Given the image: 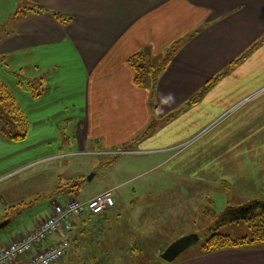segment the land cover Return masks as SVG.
<instances>
[{
    "label": "crops",
    "instance_id": "obj_1",
    "mask_svg": "<svg viewBox=\"0 0 264 264\" xmlns=\"http://www.w3.org/2000/svg\"><path fill=\"white\" fill-rule=\"evenodd\" d=\"M30 1L71 21L63 25L48 13L8 17L0 81L26 119L27 134L16 142L0 137V178L65 154L108 152L111 161L125 156L132 171H159L139 186L157 189L158 199L175 192L177 202L195 205L211 197L199 190L220 191L229 205L264 197V0ZM180 39L168 66L136 85L127 60L142 52L147 62L159 61ZM59 194L65 202L77 192ZM148 201L126 226L118 223L117 198L101 215L74 218L60 264H133L136 243L165 244V217L154 216ZM30 230L6 235L0 249ZM200 245L168 264H264L261 247L205 252Z\"/></svg>",
    "mask_w": 264,
    "mask_h": 264
},
{
    "label": "rangeland",
    "instance_id": "obj_2",
    "mask_svg": "<svg viewBox=\"0 0 264 264\" xmlns=\"http://www.w3.org/2000/svg\"><path fill=\"white\" fill-rule=\"evenodd\" d=\"M18 7L19 0H0V36L3 34V29L4 32H9L8 17H11ZM197 31L200 30H196L195 32L197 33ZM162 58L159 61L154 60L150 64L157 67ZM122 157L124 158L119 160ZM126 160L125 156L111 161L110 157L104 154H65L62 158L35 162L26 165L24 168L14 170L8 175H4L0 178V217L8 214L9 218L4 220H9V223L0 229V244L8 240V236L6 235L10 233H12V236L15 233H23L26 230L32 229L35 223L43 219L50 212L51 198L54 197L56 202L63 203L64 198H61L59 193H65V191L71 188V191L77 192L75 194L76 199L83 200L105 191L107 188L116 186L113 197L123 202L122 208L119 211L118 223L125 226L128 225V219L133 218L136 212L141 210L139 206L147 204V200H149L148 204L151 203L152 208L157 210V214L154 216L165 217L160 223H163L165 228V231L162 232L165 235L163 237L165 244L151 239H143L141 244L136 243V247L133 248L135 250L137 248L139 251L133 254V264H139L140 259L144 261L156 260L164 251L163 249L171 242L190 234L199 235L198 242L188 247L177 259L190 254L194 249H198L201 242L203 243L204 239L202 240V237H204L207 231L206 228L211 225L214 226L216 217L229 205L227 204L228 199L225 198L224 194L220 191L202 192V190H199L200 194H209L211 197H200L195 200V205L191 204L190 199L183 200L189 204L182 205L177 202L179 197L175 192L162 195L158 199L157 189L147 190V188H144L141 190L139 186L146 182L149 184L151 181H154L153 179L157 178L159 171L150 168L132 171ZM68 162L73 167L72 169L66 167ZM88 177H90L89 180ZM73 179L82 181L80 190L77 185L75 187L63 185L69 184ZM148 192L151 194L144 195V193ZM164 199L168 202L166 205H156L158 201ZM239 204L242 205L243 203ZM152 208L150 206L148 208L149 211H152ZM192 218L195 224L191 221ZM4 220L0 219V222ZM231 228L235 229L231 230ZM219 231L222 234L230 233L232 237L250 235V231L244 222H239L236 226L222 225ZM124 233L130 234L131 229L126 228ZM133 233L137 234L138 231H134ZM134 239L139 241L136 238ZM54 240L55 237L49 238L48 243ZM155 249H160V252L155 253ZM161 250L163 251L161 252ZM127 260L126 258L125 261ZM62 264L68 263L64 260Z\"/></svg>",
    "mask_w": 264,
    "mask_h": 264
},
{
    "label": "trees",
    "instance_id": "obj_3",
    "mask_svg": "<svg viewBox=\"0 0 264 264\" xmlns=\"http://www.w3.org/2000/svg\"><path fill=\"white\" fill-rule=\"evenodd\" d=\"M22 13L24 16L30 14H50L56 21L63 25L71 21V17L59 12L49 10L48 8L35 4L30 0H19V7L14 15ZM182 39L174 41L166 50L162 60L157 67L147 62L144 53H137L131 56L127 62L134 71V82L136 85L144 84L147 76H152L153 79L163 71L171 61L172 57L177 53L181 47ZM256 44H253L255 46ZM251 47V48H252ZM221 74L216 75L206 85L213 84ZM38 81L31 80L30 88L34 96H39L36 92L38 89ZM202 93V92H201ZM199 93L197 96H199ZM194 99V98H193ZM27 134V122L22 112L16 106L14 98L10 95L7 88L0 81V137L9 142L21 141ZM82 181L74 180L69 184L78 189ZM68 189V187H66ZM69 190H72L69 188ZM239 222H244L250 235H243L241 237H232L230 234H222L219 229L222 225L228 224L236 226ZM204 237H202L201 249L205 252L213 251L222 248H241V247H261L264 248V197L260 199H252L242 205L232 206L228 205L226 209L216 217L214 226L211 225L206 228ZM197 235V234H195ZM198 238L199 235H197ZM139 264H168L160 257L154 261L139 260Z\"/></svg>",
    "mask_w": 264,
    "mask_h": 264
},
{
    "label": "built area",
    "instance_id": "obj_4",
    "mask_svg": "<svg viewBox=\"0 0 264 264\" xmlns=\"http://www.w3.org/2000/svg\"><path fill=\"white\" fill-rule=\"evenodd\" d=\"M106 153L98 154L107 155ZM113 153L117 155L121 152ZM114 192L115 189H109L88 200L53 202L50 212L30 231L0 249V264H60L71 246L73 219L84 214H103L113 206ZM52 237L55 240L48 243V239Z\"/></svg>",
    "mask_w": 264,
    "mask_h": 264
},
{
    "label": "water",
    "instance_id": "obj_5",
    "mask_svg": "<svg viewBox=\"0 0 264 264\" xmlns=\"http://www.w3.org/2000/svg\"><path fill=\"white\" fill-rule=\"evenodd\" d=\"M90 177H88V180ZM9 223V220L0 222V229ZM198 236L195 234L186 235L171 242L164 251L160 254V258L166 262L171 263L177 259V257L184 252L188 247L198 241Z\"/></svg>",
    "mask_w": 264,
    "mask_h": 264
}]
</instances>
